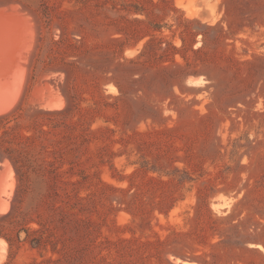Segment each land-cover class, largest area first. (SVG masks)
Here are the masks:
<instances>
[{"label": "rangeland", "instance_id": "obj_1", "mask_svg": "<svg viewBox=\"0 0 264 264\" xmlns=\"http://www.w3.org/2000/svg\"><path fill=\"white\" fill-rule=\"evenodd\" d=\"M44 1L0 0L21 27L0 110L53 111L39 143L68 181L18 206L60 251L0 235V264H264V0Z\"/></svg>", "mask_w": 264, "mask_h": 264}, {"label": "trees", "instance_id": "obj_2", "mask_svg": "<svg viewBox=\"0 0 264 264\" xmlns=\"http://www.w3.org/2000/svg\"><path fill=\"white\" fill-rule=\"evenodd\" d=\"M40 4L47 8L44 0H41ZM43 13L44 15L48 14L45 9ZM52 42L59 47L60 51L65 46V49L61 53L66 52V49L72 46V43L63 37ZM149 44H151V41L145 45V48ZM64 59L65 57L62 56L60 61L64 62ZM51 112L53 111L36 110L30 118L31 123L26 126L21 122L23 117L22 107H18L13 111L0 113V161L8 157L14 165L18 179L12 209L0 216V235L5 237L11 246L15 244V241L17 243L24 241L37 249L47 248L48 245H51L53 252H59L57 241L51 239L54 234L51 231L47 233L42 228L29 226V223L32 221L39 224H42V222L29 215L28 212L20 211V206H18V199L21 198L25 187H28L30 182L38 181L45 185V191L40 193L38 197V205L35 208L38 209V206L49 201V198L56 199L60 196V193L57 191L59 183L68 181L62 180V172L54 165V161L47 159L45 155L47 152L46 146L39 143L42 135L48 132L43 128L44 125L49 124L44 114ZM23 129L27 131L34 130L36 134L26 133ZM37 145L40 146V149H37ZM61 210L66 213L65 206H62ZM22 231L26 232V236L23 239H21Z\"/></svg>", "mask_w": 264, "mask_h": 264}, {"label": "bare ground", "instance_id": "obj_3", "mask_svg": "<svg viewBox=\"0 0 264 264\" xmlns=\"http://www.w3.org/2000/svg\"><path fill=\"white\" fill-rule=\"evenodd\" d=\"M18 8V7H17ZM16 8V9H17ZM26 13V12H25ZM16 15V14H15ZM24 17H26V16H24ZM23 19V18H22ZM19 21V20H18ZM19 32V31H21V27L19 26V24L16 22V20L15 19H13L11 16H10V14L8 13V12H6L4 9L3 10H0V49L1 48H3L4 47V49L5 50H7L8 49V45H11V40L14 38V36L16 35V32ZM22 32H23V30H22ZM21 32V33H22ZM18 34V33H17ZM17 42V41H16ZM22 44V43H21ZM15 45V44H14ZM21 46V45H20ZM19 46V47H20ZM15 47V46H14ZM27 48V47H26ZM31 48V47H30ZM15 49V48H14ZM28 51V50H27ZM22 52V51H21ZM20 54V53H19ZM18 54V55H19ZM16 55V54H15ZM26 57V56H25ZM24 56H23V58H25ZM21 58V57H20ZM15 59V58H14ZM12 62V61H11ZM15 63V62H14ZM8 68V67H7ZM21 70H23L22 68L20 69V71ZM18 71H19V69H18ZM24 72V71H23ZM8 74V73H7ZM25 74V73H24ZM14 75V74H13ZM13 75H12V77H13ZM20 75V74H19ZM23 76V75H22ZM15 77V76H14ZM190 77V76H189ZM195 77V76H194ZM18 78V77H17ZM25 78V77H24ZM63 78V77H62ZM19 79V78H18ZM21 79V78H20ZM22 80V79H21ZM43 80V79H42ZM1 81V80H0ZM19 81V80H18ZM41 81V80H40ZM25 82V81H24ZM50 82V81H49ZM52 82V81H51ZM55 82V81H54ZM2 83V82H1ZM192 83V82H191ZM3 84V83H2ZM21 84V83H20ZM25 84V83H24ZM58 84V83H57ZM195 84V83H194ZM1 85V84H0ZM11 85V84H10ZM1 86H4V85H1ZM1 86H0V88H1ZM16 86V85H15ZM23 87V86H22ZM48 87V86H47ZM54 87H55V85H54ZM53 87V88H54ZM15 88V87H14ZM56 88V87H55ZM5 89V88H4ZM7 90V89H6ZM3 91V90H2ZM17 92H18V90H17ZM63 94V93H62ZM19 95V94H18ZM4 98V97H3ZM66 98V97H65ZM14 99H16V98H14ZM17 100V99H16ZM66 100V99H65ZM6 102V101H5ZM12 102H14V101H12ZM60 102V101H59ZM62 103V102H61ZM35 104V103H34ZM57 104H60V103H58L57 102ZM9 105V104H8ZM12 105V104H11ZM14 105V104H13ZM65 105H66V103H65ZM16 107V106H15ZM35 107V106H34ZM59 108V107H58ZM57 108V109H58ZM61 108V107H60ZM13 109V108H12ZM65 109V108H64ZM64 109H62V110H64ZM38 110V109H37ZM53 110V109H52ZM54 110H56V108L54 109ZM61 110V109H60ZM0 111H2L1 113H3V111H6V108H2ZM48 111V110H47ZM49 111H51V110H49ZM59 111V110H58ZM5 113V112H4ZM4 161V160H3ZM4 163V162H3ZM7 163V162H6ZM9 163H10V161H9ZM8 163V164H9ZM14 167V166H13ZM13 169V168H12ZM13 175H14V172H13ZM13 179V178H12ZM14 181V180H13ZM11 183H12V181H11ZM15 183V182H14ZM14 184H12V186H11V188H14V186H13ZM10 188V189H11ZM12 190V189H11ZM14 191V190H13ZM7 193V192H6ZM12 196V195H11ZM10 197V196H9ZM2 204V203H1ZM5 205H1V207H2V210L4 211V210H6L7 209V207H9L8 206V204H7V202H5L4 203ZM1 210V211H2ZM2 211V212H3ZM4 213V212H3ZM0 241H2V242H6L3 238H1L0 237ZM171 256V255H170ZM179 262H180V259H179ZM185 262V261H184ZM182 263V262H181ZM183 264V263H182ZM185 264V263H184ZM186 264H187V262H186ZM195 264V263H194Z\"/></svg>", "mask_w": 264, "mask_h": 264}]
</instances>
